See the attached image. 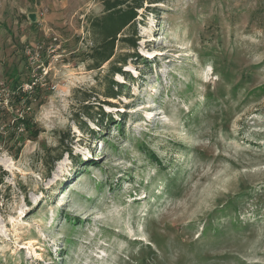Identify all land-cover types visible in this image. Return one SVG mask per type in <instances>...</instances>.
Masks as SVG:
<instances>
[{
    "label": "rangeland",
    "instance_id": "1",
    "mask_svg": "<svg viewBox=\"0 0 264 264\" xmlns=\"http://www.w3.org/2000/svg\"><path fill=\"white\" fill-rule=\"evenodd\" d=\"M102 11L0 0V264H264V0L144 3L89 70Z\"/></svg>",
    "mask_w": 264,
    "mask_h": 264
},
{
    "label": "trees",
    "instance_id": "2",
    "mask_svg": "<svg viewBox=\"0 0 264 264\" xmlns=\"http://www.w3.org/2000/svg\"><path fill=\"white\" fill-rule=\"evenodd\" d=\"M164 0H101L103 11L100 15L94 16L89 21V30L91 33V47L87 55L91 65L88 66L89 70H99L104 64L111 62L114 58V51L118 42L126 43L131 49L136 48V23L138 12L143 8L144 3L158 4ZM127 32V33H124ZM129 33H131L129 35ZM127 58L121 61H113L110 67V77L114 73L125 75L120 68L116 67L117 64H124ZM105 91L100 94L106 101H99L103 105H108L107 100H115L120 97L123 85L110 82ZM91 96H87L84 102H88ZM28 96L26 97V100ZM97 100V99H95ZM88 104V103H87ZM84 104L83 114L85 117H91L90 111L93 107ZM96 121H103L106 116L104 115L102 107H99ZM15 124H20L28 130V137L36 138L39 134V129L32 128L30 131L28 122L24 118H17ZM3 182V176L0 173V185Z\"/></svg>",
    "mask_w": 264,
    "mask_h": 264
},
{
    "label": "water",
    "instance_id": "3",
    "mask_svg": "<svg viewBox=\"0 0 264 264\" xmlns=\"http://www.w3.org/2000/svg\"><path fill=\"white\" fill-rule=\"evenodd\" d=\"M32 21L35 19L34 15H30L29 17Z\"/></svg>",
    "mask_w": 264,
    "mask_h": 264
}]
</instances>
